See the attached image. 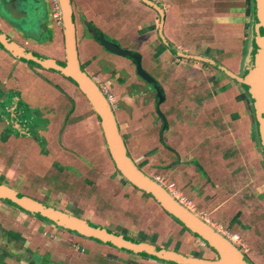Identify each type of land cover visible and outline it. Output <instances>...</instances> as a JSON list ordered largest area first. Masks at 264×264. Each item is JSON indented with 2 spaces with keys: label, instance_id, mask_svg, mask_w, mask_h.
Listing matches in <instances>:
<instances>
[{
  "label": "crops",
  "instance_id": "obj_1",
  "mask_svg": "<svg viewBox=\"0 0 264 264\" xmlns=\"http://www.w3.org/2000/svg\"><path fill=\"white\" fill-rule=\"evenodd\" d=\"M151 1L164 11L163 37L159 32V12L142 0H71L81 65L102 90L113 96L120 133L141 170L155 181L160 177L173 184L191 202L197 215L238 235L237 247L257 264H264V259L257 256L264 246V156L250 97L241 85L214 65L184 58L170 48L214 61L233 74L246 77L255 54L254 0ZM8 2L15 5L14 0ZM27 2L25 10L17 13L19 17L11 14L8 19L1 12V3L0 29L16 43L48 57L41 51L50 50L61 38L64 47L62 25L54 16L52 0ZM92 28L106 40L110 37L118 44L132 47L130 51L141 56L143 69L155 79L162 97L138 75L133 59L105 49ZM1 52L0 49V103L5 112L0 134L8 135L14 147L0 148V179L9 187L18 179L19 186L13 189L20 193L21 189L25 193L32 189L29 195L34 198L45 191L42 198L48 197L51 207H63L70 214L79 209L85 220L97 223L99 214L95 211L109 202L112 190V182L101 181L97 176V165L104 161L117 170L91 105L73 83H65L59 74L43 70L54 75L48 77L40 72V77L35 76L33 73L38 74V69L25 71L21 62L12 61ZM17 74L30 80L27 85L33 83L32 89L24 87L19 92L23 82L14 77ZM39 96L46 101L41 103ZM37 111L49 112L51 118L45 130L37 131L40 136L33 138L30 133L37 128ZM151 114L155 119H149ZM42 137L48 142L53 163L66 162L75 168V178L83 186L75 187L73 192L80 191L81 195L67 197L60 191L67 179L76 184L68 175L73 173L63 170L59 174L51 165L47 172L53 178L43 181L38 172L28 168V153L37 148ZM29 173L33 176L29 177ZM130 196H135L134 192ZM145 201L149 205L153 200ZM0 204L4 212L0 214L1 226L20 222L17 231L8 229L5 235L0 234V250L5 247L11 254L31 257L32 264H158L135 255L125 259L118 253L97 250L93 251L97 258L92 259L84 254L87 242L81 237H71L63 229L48 226L35 217L29 219V215ZM91 204L96 210H88ZM155 211L160 214L157 208L152 209L147 225L154 227ZM90 214L95 219H89ZM167 218L172 221L163 219L167 232L176 231L187 242H193L176 222ZM53 232L58 235L55 244V239L49 236L53 237ZM150 235L124 236L175 251L180 245L174 239L171 245L163 246L164 235L155 243ZM17 242L23 246H15ZM178 252L211 259L184 250Z\"/></svg>",
  "mask_w": 264,
  "mask_h": 264
},
{
  "label": "water",
  "instance_id": "obj_2",
  "mask_svg": "<svg viewBox=\"0 0 264 264\" xmlns=\"http://www.w3.org/2000/svg\"><path fill=\"white\" fill-rule=\"evenodd\" d=\"M142 1L159 12L161 18L159 32L161 37H163L165 24L163 9L151 0ZM58 2L64 38V61L52 59L27 49L10 39L1 29L0 49L17 60L31 63L38 69L57 73L70 80L87 99L98 118L106 147L120 176L134 189L152 199L169 218L200 240L216 257L214 259L194 257L148 242L128 238L91 221L44 205L38 200L23 195L2 183H0V201L54 227L162 264H255L237 245L181 204L167 189L144 173L133 161L120 133L114 109L101 87L81 65L71 0H58ZM254 6L255 27L253 38L255 54L250 73L246 77L237 76L214 61L197 56L184 55L174 50L171 46L170 48L177 55L184 58L204 61L214 65L243 87L253 105L257 135L264 156V0H254ZM92 31L96 33L97 41L109 52L133 59L136 63L138 75L152 84L162 97L161 88H159L155 79L143 69L141 56L138 53L123 49L119 45L107 41L102 34H98L93 28Z\"/></svg>",
  "mask_w": 264,
  "mask_h": 264
},
{
  "label": "rangeland",
  "instance_id": "obj_3",
  "mask_svg": "<svg viewBox=\"0 0 264 264\" xmlns=\"http://www.w3.org/2000/svg\"><path fill=\"white\" fill-rule=\"evenodd\" d=\"M14 2H15V5L13 2H8V0H0V5L2 3L1 12H2L3 16L7 19L12 18V15L14 16V14H16V18L19 17L20 14H17V13L21 10L24 11L25 5H28V2L26 3V0H14ZM29 2L32 3V0H29ZM15 9L18 11L16 12ZM20 24H23V22ZM107 38H108L107 39L108 41H111V42L115 41V40L111 39L110 37H107ZM115 44L119 45L123 49L129 50V51L132 50V47L118 44L117 41H115ZM49 49L50 50H42L41 52L46 54L48 57H50L52 59L61 60V61L65 60V49L63 47L62 38H61L60 42H56V45L55 44L52 45ZM1 54L6 55V57H8V59H10L12 61H17L19 63L21 62L23 64L24 68L26 69L25 71H28V70L35 71V69H34L35 67L31 63H26L24 61L17 60L16 58L7 54L3 50L1 52ZM30 67H32V68H30ZM36 71L38 74H36V73H33V74L35 76H39V77H40L39 73L44 72L43 70H39V69ZM44 73L48 77H50V75L51 76L54 75V74H51L49 72H48V74L46 72H44ZM56 75H58V74H56ZM58 76L62 77L61 79H63L65 81V83H67L69 85L72 84V82L70 80H68L67 78H65L64 76H62V75H58ZM14 77L23 82V84L19 87V89H20L19 92L21 91V88H24V87H28V88L32 89L33 83H31L30 85H27L30 82V80H24L23 77H21L19 74L15 75ZM10 86H12V84H10ZM39 97H40L39 101L41 103L46 101L45 97H43V96H39ZM147 111H149L148 108H147ZM4 112H5V108L3 107V104L0 103V123H3V120L1 117L4 114ZM36 114H38L37 128L34 132L32 131L30 133V135H33V138L36 136L37 137L40 136L39 132H37V131L45 130L46 126H47V122H49V120L51 118V113H49V112L44 111L43 113H41V112L37 111ZM44 114H45V117L43 116ZM148 114H150V112H148ZM151 116L149 117V119H153V118L155 119L154 114H151ZM97 127H96V133H98V131H99V129ZM3 128L7 129V126H3ZM153 130H155V127L153 128ZM149 133L153 134L154 132L150 131ZM7 136H3L0 134V148L3 145H6L7 147H9V146L14 147L13 140L9 139ZM47 147H48V142L45 139V137H42V141H40V143L37 145V148L34 151L28 153V155H29L27 158L28 159V162H27L28 168L32 169L31 170L32 172H35V171L38 172L39 176H41L43 178V181H45V178H46V181H50V179L53 178V176H50L49 172H47L48 167L51 165H54V168L56 169V171L59 174L63 170L67 171L69 173H73V174H68V175L76 181V184L74 185V183H71L69 181V179H67V180L63 181L61 187H59L61 189L60 191L67 194V197L74 195V194L81 195V192L78 190H77L78 192H76V190H75L76 193L73 192L75 187L81 188L83 186L80 183L81 180H76V178H75L76 177L74 174L75 170H73L75 168H72V166L69 164H66V162H63V163L55 162V163H53L52 162L53 155L49 152ZM3 152H5V151H3ZM53 160H55V159H53ZM96 174L100 178L101 181H103L105 179V180H109L110 182H112L111 183L112 190H111V199L108 202L109 204L106 203V205L104 207H101L99 210H96L97 207L93 208L94 204L88 205L89 206V207H87L88 210H96L95 212H97V214H99V216H97L99 218L97 223L95 221L94 222L91 221V222L96 223L98 225L103 223L102 227H110V228H113L116 232H118L120 234L131 235L133 237H136L139 235V236H142V238H146L147 236L150 235V233H152L153 235H150V236H154V240L152 242L158 240L159 238H161L162 235H164V238H163L164 242L163 241L161 242V244H163V246L165 244H167L166 246L171 245V243L173 242L174 239H178L180 245L177 248V251L184 250L186 253H194L198 256L209 257L211 259H214L216 257L215 254L211 250H209L206 246H204L202 244V242H200V240H198L195 236L190 234L188 231L180 228L178 224H176V225L180 229V231H183L186 235H190L192 237V240H193L192 243L187 242L188 240L183 239L181 237V235H179V233L176 231H175V233L173 231L167 232L168 228L166 226L165 220H163V219L166 218L167 220H169L167 218L168 216L163 212V210L158 205H156L155 202H154L155 203L154 204L152 201L151 202L152 204L148 205L147 201H145V200L148 199L150 201V198L148 196H146L145 194H141L140 192L137 193L136 190H133L131 188V186H129V184L121 176L120 177L118 176V173L116 171H114V167H112L111 164H108L107 162H104V161H100L97 165V168H96ZM28 176L32 177L33 173H29ZM3 182L4 181L2 179H0V183L3 184ZM14 182H15V184H12V186L10 185L11 186L10 188H12V189H13V186L14 187H16V185L19 186L17 183L18 179H16ZM41 185H43L45 187L49 186L45 183H42ZM30 190H32V189H30ZM30 190L27 189L26 190L27 192L25 193V190L21 189V193L23 195L31 197V195H29ZM132 192H134L135 196H130V194ZM37 193H39V192H37ZM97 193L98 192H95V194H97ZM45 194L46 193L44 191L41 195H34L35 198L34 197H32V198L38 200L39 202L43 203L44 205L51 206L50 205L51 204L50 199L48 197H46V199L42 198V196H44ZM87 194L89 195V193H87ZM80 197H82V196H80ZM141 197H144V198H141ZM141 199H143V200H141ZM100 200H103V199H100ZM103 201L105 202V200H103ZM1 203H3V206L5 208L10 207L11 209H13L8 204H6L4 202H1ZM90 203H93V201H91ZM96 204H98V203H96ZM0 206H1V204H0ZM55 207H57V206H55ZM156 208L160 212V214H157L155 211V216H154L155 225L153 227L152 225H147L149 222V219H150V218L148 219V217L151 215L152 209L156 210ZM58 209L65 212V209L63 207H58ZM21 213L27 215L23 211H20V214ZM0 214H4V212L1 210V207H0ZM72 215L80 217V218L84 217L80 213L79 209H77L76 211H73ZM159 216H161V219ZM162 217H164V218L162 219ZM88 218L89 219L90 218L95 219L91 214L88 215ZM29 219H32V217L29 216ZM0 221H1V217H0ZM39 221H41V220H39ZM169 221L172 222L171 220H169ZM210 222L217 227L222 226L220 223H217L213 220H211ZM15 223H17L16 225H18L20 222H15ZM43 223H45V222H43ZM145 223H146V225H145ZM1 224H2V222H0V234L1 235H3L2 232H4V235H5V233L9 230L13 231V229H14L15 231H17L16 229H19V227H17L16 225L12 226L9 224V226H7V225L1 226ZM46 224L48 226H52L49 223H46ZM223 228H225V227H223ZM32 229H33V227H32ZM65 231L68 232L71 235V237H73L74 235L76 237H80L76 234H73V233L67 231V230H65ZM53 233L55 234V232H53ZM148 233H149V235H148ZM49 236H51V239L52 238L55 239L53 242V244H55L56 241L58 240V237H57L58 235L55 234L52 237V235L49 234ZM2 237L4 238V236H2ZM81 238L87 242V244L85 246L84 254L88 255V257H92V259L97 258L96 254L93 252L96 250L99 252L100 251L101 252L110 251L111 254H112V252L116 253V254L118 253L122 258H125V259H128L131 256V254L124 252V251H120L117 248L110 247V246H107V245H104V244H101L98 242H94L93 240H88V239L83 238V237H81ZM66 243L68 244V242H66ZM14 244L17 247L23 246L22 243H18V242L14 243ZM184 244H186V245H184ZM180 246H182V247H180ZM3 249L4 248H1L0 251H3ZM247 253L251 254L248 251H247ZM8 256H9L8 261L11 264L12 263L13 264H24L26 262H28V264H30V259L27 258V256L22 257L17 252H14L13 254H8ZM257 256H260L264 259V246L259 249V253ZM248 257L251 261H253L255 264H257V261H255V259L253 257H251L250 255H248ZM23 258H24V260H21ZM0 261L4 262V259L2 257H0ZM96 261H98V259H96ZM158 264H162V263H158Z\"/></svg>",
  "mask_w": 264,
  "mask_h": 264
},
{
  "label": "built area",
  "instance_id": "obj_4",
  "mask_svg": "<svg viewBox=\"0 0 264 264\" xmlns=\"http://www.w3.org/2000/svg\"><path fill=\"white\" fill-rule=\"evenodd\" d=\"M53 3V7H54V16L56 18L59 19V23L60 25H62V21H61V11H60V6H59V2L58 0H52ZM108 101L110 102L112 108L114 107V98L113 96L106 91V89L102 90ZM156 181L161 184L165 189H167L171 195H173L181 204H183L186 208H188L189 210H191L192 212H195L193 206L191 205V202H189L186 198L182 197L179 192L175 189V186L173 184H167L164 179L157 177ZM199 216V215H198ZM201 218L204 219L207 223H209L211 226H213L217 231H219L224 237H226L228 240H230L232 243H234L235 245L240 244V237L236 234H234L232 231H230L227 228H223L222 226H215L214 224H212L209 219L203 215H201Z\"/></svg>",
  "mask_w": 264,
  "mask_h": 264
},
{
  "label": "flooded vegetation",
  "instance_id": "obj_5",
  "mask_svg": "<svg viewBox=\"0 0 264 264\" xmlns=\"http://www.w3.org/2000/svg\"><path fill=\"white\" fill-rule=\"evenodd\" d=\"M35 69H38V68H36L35 67ZM39 70H41V69H39ZM140 168V167H139ZM60 229V228H59ZM4 249H5V247H4ZM3 249V251H0V257H2L3 259H4V262H2V261H0V264H11L8 260H9V256H8V254H11L10 253V251L9 252H7V251H5ZM30 259L31 260H33L31 257H30ZM36 262H33V264H35ZM13 264V263H12ZM30 264H32V263H30Z\"/></svg>",
  "mask_w": 264,
  "mask_h": 264
},
{
  "label": "trees",
  "instance_id": "obj_6",
  "mask_svg": "<svg viewBox=\"0 0 264 264\" xmlns=\"http://www.w3.org/2000/svg\"><path fill=\"white\" fill-rule=\"evenodd\" d=\"M98 32V34H100V32L99 31H97Z\"/></svg>",
  "mask_w": 264,
  "mask_h": 264
}]
</instances>
